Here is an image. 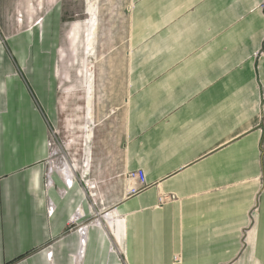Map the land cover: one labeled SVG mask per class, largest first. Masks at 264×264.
<instances>
[{"label":"crops","instance_id":"obj_1","mask_svg":"<svg viewBox=\"0 0 264 264\" xmlns=\"http://www.w3.org/2000/svg\"><path fill=\"white\" fill-rule=\"evenodd\" d=\"M86 14L92 52L93 5ZM27 38L40 44L37 31ZM8 45L0 264H264V0H132L121 176L142 170L147 188L126 198L124 179L108 208L114 218L89 227L84 245L78 229L92 219L95 189L66 184L78 179L74 164L45 178L47 126H59L56 51L31 63ZM92 91L90 75L88 120ZM160 194L175 199L159 205Z\"/></svg>","mask_w":264,"mask_h":264},{"label":"rangeland","instance_id":"obj_2","mask_svg":"<svg viewBox=\"0 0 264 264\" xmlns=\"http://www.w3.org/2000/svg\"><path fill=\"white\" fill-rule=\"evenodd\" d=\"M88 5H93L97 20L92 52L86 50ZM131 8L132 0H0V45L6 47L9 57L13 55L8 44L31 63L37 57L40 63L49 59L52 62L54 55L50 56L49 48L54 46L59 126H47L49 156L45 178L50 167L62 170L65 162L74 164L79 175L83 162L90 169L92 161L87 179L91 182L88 189H95V209L89 221L96 219L97 226L102 218L107 223L114 218L107 213L108 208L125 179L121 174ZM52 21L57 24L56 30ZM77 24L79 34L73 35ZM30 31H37L40 38L35 48L25 42ZM51 40L54 44H50ZM16 71L23 74L21 69ZM90 75L93 91L88 120L85 91ZM67 144L71 146L69 150Z\"/></svg>","mask_w":264,"mask_h":264},{"label":"built area","instance_id":"obj_3","mask_svg":"<svg viewBox=\"0 0 264 264\" xmlns=\"http://www.w3.org/2000/svg\"><path fill=\"white\" fill-rule=\"evenodd\" d=\"M82 166L83 167H82V170H81L80 174L79 175L76 174L78 176V179L76 177L70 178V179L67 180L66 184H68L69 186H71L72 183H74V181L77 180V181L81 182L82 185H84L86 188H88L89 183L86 180V174H87V171L89 169L86 168L84 162H83V165ZM69 172H70V169H69ZM124 178H125V180L128 183V188H127V191L125 193V197L126 198L133 197V196H137L140 193L144 192L146 190V188H147V183H146L145 175H144V173H143L142 170H136V171H133V172H128L124 176ZM47 179H49V178H47ZM174 199H175V197L173 195H170V194H160V196L158 197V204L159 205H162V204H165L167 202H171ZM52 212H53V208L49 205L48 206V213L51 214ZM93 215H92V217H93ZM95 220L96 219H93L92 221H89L90 223L86 222V224H85L84 227H81V228L78 229V233L80 234V236H82V240H81V244L82 245H84V243H85L87 229L89 227H91V226H95V224H94V221ZM177 260H178V257L175 256L174 257V261H177Z\"/></svg>","mask_w":264,"mask_h":264},{"label":"bare ground","instance_id":"obj_4","mask_svg":"<svg viewBox=\"0 0 264 264\" xmlns=\"http://www.w3.org/2000/svg\"><path fill=\"white\" fill-rule=\"evenodd\" d=\"M91 10H93V9H91ZM91 12V11H90ZM90 24V23H89ZM91 26V25H90ZM90 31H91V29H90ZM93 32V31H92ZM89 34V33H88ZM90 36V35H89Z\"/></svg>","mask_w":264,"mask_h":264}]
</instances>
